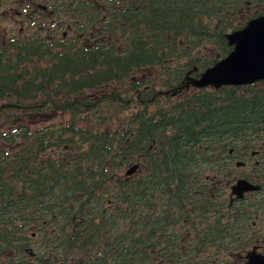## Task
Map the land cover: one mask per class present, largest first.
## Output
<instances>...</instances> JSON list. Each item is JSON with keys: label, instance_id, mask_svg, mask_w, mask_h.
<instances>
[{"label": "trees", "instance_id": "trees-1", "mask_svg": "<svg viewBox=\"0 0 264 264\" xmlns=\"http://www.w3.org/2000/svg\"><path fill=\"white\" fill-rule=\"evenodd\" d=\"M13 5L23 31L3 24ZM262 15L264 0H0V264H233L246 243L199 159L264 137V81L184 85Z\"/></svg>", "mask_w": 264, "mask_h": 264}, {"label": "flooded vegetation", "instance_id": "flooded-vegetation-1", "mask_svg": "<svg viewBox=\"0 0 264 264\" xmlns=\"http://www.w3.org/2000/svg\"><path fill=\"white\" fill-rule=\"evenodd\" d=\"M26 7L24 5V8ZM24 8L23 12L27 10ZM21 20L23 27L16 28L23 31L31 20L29 15ZM7 29L13 28L7 27ZM184 88L188 92L201 90L185 85ZM146 89V87L138 89L137 97L140 98L142 90ZM198 146H204V143ZM247 147L246 150H229L227 153L229 158L220 157V152L217 153L218 157L215 159L202 157L199 159L200 165L198 166L204 169L206 164L210 163L208 169L212 170L213 174L210 177L205 176L209 183L208 192L211 193L214 190L217 195H221L220 198L223 201L221 209L231 210V226L236 242L242 240L246 243V248L242 252L229 255L233 264H246L247 253L253 250L264 257V137L251 139ZM241 181L247 183L252 189L242 194L233 192L232 188ZM241 216L243 220H240ZM188 240L191 239L188 237L178 239L179 242H188Z\"/></svg>", "mask_w": 264, "mask_h": 264}, {"label": "water", "instance_id": "water-1", "mask_svg": "<svg viewBox=\"0 0 264 264\" xmlns=\"http://www.w3.org/2000/svg\"><path fill=\"white\" fill-rule=\"evenodd\" d=\"M226 40L232 51L206 69L199 78H188V85L198 89L207 87L218 89L264 81V15L250 20L244 28L227 34ZM138 168V165L131 166L126 171V176H132ZM251 189L252 187L243 181L232 188L237 194ZM246 259V264H264V257L255 250L248 252Z\"/></svg>", "mask_w": 264, "mask_h": 264}, {"label": "rangeland", "instance_id": "rangeland-1", "mask_svg": "<svg viewBox=\"0 0 264 264\" xmlns=\"http://www.w3.org/2000/svg\"><path fill=\"white\" fill-rule=\"evenodd\" d=\"M8 10H9V15H8L9 18H6V21L3 22V24L8 28L23 27L21 16L19 14L20 8L16 7V5H13V7H10ZM118 113H121V111H118ZM30 118L33 123H37L39 120H44L42 119V117L38 115H32L30 116Z\"/></svg>", "mask_w": 264, "mask_h": 264}, {"label": "bare ground", "instance_id": "bare-ground-1", "mask_svg": "<svg viewBox=\"0 0 264 264\" xmlns=\"http://www.w3.org/2000/svg\"><path fill=\"white\" fill-rule=\"evenodd\" d=\"M208 77V76H207ZM189 80H188V78H187V82H188Z\"/></svg>", "mask_w": 264, "mask_h": 264}]
</instances>
